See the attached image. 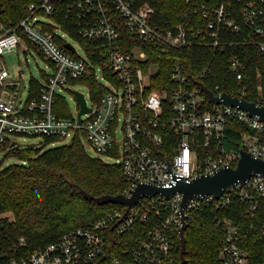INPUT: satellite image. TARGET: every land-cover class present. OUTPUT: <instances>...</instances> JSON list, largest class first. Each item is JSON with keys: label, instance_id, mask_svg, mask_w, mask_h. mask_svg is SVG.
Returning <instances> with one entry per match:
<instances>
[{"label": "built area", "instance_id": "obj_1", "mask_svg": "<svg viewBox=\"0 0 264 264\" xmlns=\"http://www.w3.org/2000/svg\"><path fill=\"white\" fill-rule=\"evenodd\" d=\"M157 2L36 0L19 26L4 30L0 25V60L14 50L33 52L50 69L37 80V92L29 84L23 100L0 63V156L31 146L19 144L20 138H54L52 145H56L78 137L97 156L91 157L105 156L114 161L106 163L121 167L126 197H132L141 183L170 188L176 178L190 181L227 166L236 168L242 150L264 159V120L223 101L211 102L198 83L193 85L181 62L174 64L169 84L155 87L164 83L156 78L158 67L147 63L145 50L127 51L131 47L125 40L130 34L164 55L192 47L227 53L231 72L242 88L233 97L245 99L250 89L247 61L256 58L247 49L259 50L264 58V0H187L203 20L200 28L175 24L161 15ZM65 27L93 47L100 62L94 64ZM66 38L78 42L83 55ZM257 77L260 83L253 103L264 106V75L258 72ZM94 81L96 88L91 86ZM73 85L84 86L91 102L86 94L73 92L77 116L68 112L63 96ZM219 90L218 85L212 90L215 96L223 93ZM76 93L84 95L91 109L81 117ZM230 122L243 125L239 148H228ZM183 200V193L170 198L143 196L128 213V207L121 205L90 226L64 234L11 264H99L109 239L128 234L139 239L130 252L125 250L110 264H176ZM236 203L247 208L248 225L221 219ZM183 210L187 224L197 213L215 215L217 227L224 230L219 264H254L247 238L254 232L264 234L263 175L252 174L245 185L238 184L220 197L196 195ZM259 264H264V255Z\"/></svg>", "mask_w": 264, "mask_h": 264}, {"label": "trees", "instance_id": "obj_2", "mask_svg": "<svg viewBox=\"0 0 264 264\" xmlns=\"http://www.w3.org/2000/svg\"><path fill=\"white\" fill-rule=\"evenodd\" d=\"M36 0H0V25L11 30L27 17L28 7ZM161 15L175 24L204 26L200 14L187 0H158L155 4ZM72 37L81 42L88 57L94 64L100 62L94 55V48L68 30ZM0 33L2 30L0 29ZM126 44L147 52V63L157 66L156 78L162 79L155 87L169 84L171 70L176 62H181L191 77L193 85L202 83L210 90L219 86V91L232 96L240 95L242 88L237 83L227 61V53L209 48L192 47L164 55L139 43L130 34L125 36ZM248 48V47H247ZM255 59L247 61L246 75L249 91L244 96L248 101H256L255 88L260 83L257 73L264 75V58L259 50L249 47ZM222 54V55H220ZM34 92L40 87L39 81L32 79ZM93 88L98 85L94 81ZM243 125L230 122L228 148H239L240 131ZM54 138H46L41 146H30L9 152L4 158L20 163L3 167L0 163V264H11L21 260L39 247L58 240L64 234L78 228H86L118 208L119 204L99 205L87 200L80 188L95 197L122 195L125 181L119 165H111L99 158L91 157L82 141L75 137L68 144H56ZM233 144H232V143ZM11 214V216H9ZM248 212L243 204L236 203L221 214V219H231L237 224L248 225ZM215 215L210 212L197 213L185 231V264H219L224 230L217 227ZM139 239L136 234L124 238H110L105 258L99 264H110L122 258L125 250ZM254 264L261 263L264 255V234L254 232L247 238ZM23 240V242H22ZM176 264H181V242L177 239Z\"/></svg>", "mask_w": 264, "mask_h": 264}, {"label": "water", "instance_id": "obj_3", "mask_svg": "<svg viewBox=\"0 0 264 264\" xmlns=\"http://www.w3.org/2000/svg\"><path fill=\"white\" fill-rule=\"evenodd\" d=\"M66 48L73 51L74 48L71 45H66ZM201 91L206 94L211 102L220 103L223 101L225 104L230 106L239 107L245 109L249 112L251 116H257L264 120V106H258L256 103L249 102L245 99H240L233 97L228 93H222L220 96H215L214 92L206 87L202 83H198ZM78 101L80 103V113L81 117L83 114H87L91 111L86 105V100L84 95L81 93H76ZM31 146H35L32 144ZM252 174L263 175L264 176V159L255 157L254 155L242 150L241 158L239 160L238 166L236 168L224 167L215 172L213 175L199 176L190 181L176 178V184L170 188H163L152 186L149 184L141 183L136 188L132 197H126L124 195H103L100 197H95L93 194L79 187L82 195L89 201H95L99 205L105 204H119L128 207L127 213L130 208L143 196H154L162 195L166 198H170L175 193H183L184 200L182 203V227L180 228V242H181V264H185V254H186V237L185 231L188 227L186 222V216L184 213V208L190 198L196 195H212L216 197L222 196L225 192L230 191L233 187L238 184L245 185L247 181L251 178Z\"/></svg>", "mask_w": 264, "mask_h": 264}, {"label": "rangeland", "instance_id": "obj_4", "mask_svg": "<svg viewBox=\"0 0 264 264\" xmlns=\"http://www.w3.org/2000/svg\"><path fill=\"white\" fill-rule=\"evenodd\" d=\"M67 41L73 44L77 50V53L83 55L81 45L74 41L71 38H66ZM1 67L8 70L10 73V78L7 80L9 82H14L17 85V90L21 99L25 100L27 98L29 84L32 79L40 80L42 77V72H50L46 60L42 59L35 53L24 54L21 50H14L12 52L5 53L1 60ZM81 92L86 94L88 97L87 89L82 85H73L63 92V96L66 98L68 112L72 116H77L78 114V104L74 98L73 92ZM89 100V97H88ZM89 100V104H90ZM19 144L22 145H32V144H44V138L42 137H29V138H20L17 139ZM70 140L65 141L62 144H68ZM89 155L97 157L92 149L86 148ZM3 156H0V161L3 159ZM101 159L108 163H114L113 160L107 159L105 156H102ZM20 163L15 159H5L3 162V167ZM11 216V214H9Z\"/></svg>", "mask_w": 264, "mask_h": 264}]
</instances>
